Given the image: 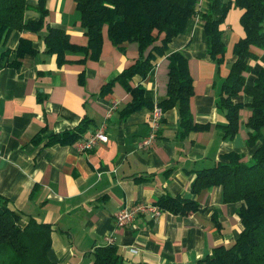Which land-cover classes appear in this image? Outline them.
<instances>
[{
	"label": "crops",
	"instance_id": "1",
	"mask_svg": "<svg viewBox=\"0 0 264 264\" xmlns=\"http://www.w3.org/2000/svg\"><path fill=\"white\" fill-rule=\"evenodd\" d=\"M26 21H39L41 2L45 22L65 31L69 42L87 48L89 38L81 24L74 0H27ZM233 1V0H225ZM244 11L233 6L221 26L226 45L218 65L208 52L202 23L193 19L185 31L168 45L146 79L119 80L139 59L136 44L118 48L103 30L99 57L68 53L59 64L46 50V29L39 33L16 32L0 46V197L12 211L52 228L49 258L56 264H93L97 248L117 247L124 264H197L221 245L233 244L243 231L240 204H224L220 186L195 195L192 185L197 171L212 167L231 153L249 161L256 151L247 143L252 99H234L244 105L239 133L223 139L227 120L217 102L236 57L235 45L245 37L241 25ZM23 40L33 49L17 59ZM161 40L157 44H160ZM10 51L9 60L1 55ZM250 65L264 69V50L251 47ZM182 53L189 60L193 79L190 110L193 122L203 130L181 138L178 107L168 110L157 142L151 149L140 145L150 133L149 106L128 113L134 99L127 89L141 87L145 98L158 105L168 98V57ZM18 67L13 66V62ZM248 85L255 82L245 73ZM118 109L110 119L111 106ZM85 122L89 137L103 124L109 141L83 153L72 145L50 144L58 134L74 131ZM165 194L197 201L200 210L190 216L163 212L159 217L139 216L126 226L116 225V214L138 203L156 204ZM136 250V253L134 252Z\"/></svg>",
	"mask_w": 264,
	"mask_h": 264
},
{
	"label": "trees",
	"instance_id": "2",
	"mask_svg": "<svg viewBox=\"0 0 264 264\" xmlns=\"http://www.w3.org/2000/svg\"><path fill=\"white\" fill-rule=\"evenodd\" d=\"M81 15V24L89 38L87 48H79L69 42L65 31L46 24L47 11L44 3L37 7L39 21L25 20L29 3L27 0H0V46L6 44L16 32L39 33L46 29V50L57 55L59 64L66 62L68 53H90L98 58L103 46V30L108 29L110 41L120 48L125 44H136L139 49L137 62L120 75L119 80L127 83L138 76L146 79L157 61L166 55L169 43L181 35L189 21L199 16L207 36L208 52L221 65L226 54L221 26L233 6L244 11L241 25L245 31L234 47L236 57L230 74L223 84L217 102L218 109L225 113L226 124L220 126L223 139H233L240 129V112L244 105L236 104L235 98L245 94L252 99L249 107L252 114L247 122L250 129L247 143L256 147L249 161L237 153L226 155L223 161L212 167L197 171L192 192L197 195L204 189L220 186L224 204H240L239 217L243 231L231 245L216 247L211 254L197 264H264V69L255 70L250 62L255 59L251 47L264 50V0H205L201 11H197L198 0H74ZM161 40L160 44H157ZM29 41L23 40L17 51V59L32 54ZM9 60L10 51L2 55ZM17 59L13 66L18 67ZM168 98L158 105L164 114L178 107L181 117V138L191 131L203 130L196 125L190 110L193 96V79L189 60L182 53L168 57ZM245 73H252L255 82L248 85ZM127 89L133 95L131 113L151 104L145 98L144 89ZM89 123L85 122L74 131L55 135L50 144L72 145L86 133ZM164 212L190 216L200 210L195 200L165 194L156 203ZM20 213L10 210L8 202L0 197V264H56L49 258L52 244V228L48 224L30 220L22 226ZM93 264H124L123 258L113 244L99 247L94 252Z\"/></svg>",
	"mask_w": 264,
	"mask_h": 264
},
{
	"label": "built area",
	"instance_id": "3",
	"mask_svg": "<svg viewBox=\"0 0 264 264\" xmlns=\"http://www.w3.org/2000/svg\"><path fill=\"white\" fill-rule=\"evenodd\" d=\"M204 1L205 0H198L197 11H201ZM195 19L199 20V16L197 15ZM118 106V102H115L111 106L107 117L108 119H110L113 112L118 109ZM164 115L163 109L159 105H154L149 118L150 133L145 139H143L140 145L143 149H151L157 142L162 128ZM108 141L109 136L106 133V124H103L89 137L78 140L76 142V148L80 152L86 153L94 150L103 143H107ZM163 212L164 211L158 205L152 203H138L132 206H126L116 214V225L119 228H125L139 216L150 215L153 218H157ZM108 243L113 244V239L109 238ZM134 252L136 253V250H134Z\"/></svg>",
	"mask_w": 264,
	"mask_h": 264
}]
</instances>
